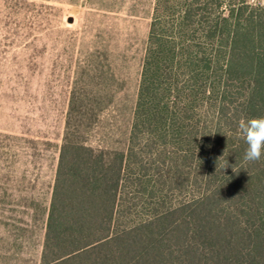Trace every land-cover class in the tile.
Masks as SVG:
<instances>
[{
	"label": "trees",
	"instance_id": "16d2710c",
	"mask_svg": "<svg viewBox=\"0 0 264 264\" xmlns=\"http://www.w3.org/2000/svg\"><path fill=\"white\" fill-rule=\"evenodd\" d=\"M94 99L69 97L39 264H264L238 130L264 117V2L155 0L121 147L88 141Z\"/></svg>",
	"mask_w": 264,
	"mask_h": 264
},
{
	"label": "rangeland",
	"instance_id": "374dc122",
	"mask_svg": "<svg viewBox=\"0 0 264 264\" xmlns=\"http://www.w3.org/2000/svg\"><path fill=\"white\" fill-rule=\"evenodd\" d=\"M154 3L0 0V263H40L74 87L105 108L88 141L123 145Z\"/></svg>",
	"mask_w": 264,
	"mask_h": 264
},
{
	"label": "clouds",
	"instance_id": "9594fccd",
	"mask_svg": "<svg viewBox=\"0 0 264 264\" xmlns=\"http://www.w3.org/2000/svg\"><path fill=\"white\" fill-rule=\"evenodd\" d=\"M238 130L240 137L247 145L243 156L244 161L250 163L260 161L264 157V117L241 119Z\"/></svg>",
	"mask_w": 264,
	"mask_h": 264
},
{
	"label": "water",
	"instance_id": "95a60500",
	"mask_svg": "<svg viewBox=\"0 0 264 264\" xmlns=\"http://www.w3.org/2000/svg\"><path fill=\"white\" fill-rule=\"evenodd\" d=\"M68 22H72V18H69V19H68Z\"/></svg>",
	"mask_w": 264,
	"mask_h": 264
}]
</instances>
